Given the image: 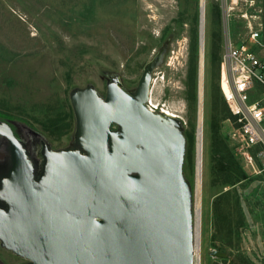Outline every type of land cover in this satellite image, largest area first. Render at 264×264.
<instances>
[{"label": "rangeland", "instance_id": "rangeland-1", "mask_svg": "<svg viewBox=\"0 0 264 264\" xmlns=\"http://www.w3.org/2000/svg\"><path fill=\"white\" fill-rule=\"evenodd\" d=\"M256 1L264 8V0ZM226 3L0 0V120L21 132L38 168L40 148L33 131L44 137L52 149L74 143L76 119L70 101L73 89L92 84L104 96L107 82L116 74L124 88L132 92L145 64L166 46L163 60L152 72L149 99L176 114L183 129L193 136L192 169L186 167L185 175L193 193L195 264H264V177L252 173L232 147L234 142L228 137L233 126L231 118L219 122L220 133L247 177L233 185L212 182L221 181L220 174L213 173L211 123L215 104L218 109L223 107L216 90L218 85L223 96L221 62L225 41L229 33L235 38L245 29V21L239 16V9H245L240 4L229 17L224 9ZM217 17L221 44L214 52L220 56L219 70L210 60ZM193 54L195 100L190 101L188 74ZM200 116L203 162L198 182L196 133ZM3 139L0 169L8 160ZM228 189L230 193L215 204L217 196ZM226 217L238 223L240 219L241 224L230 232ZM213 249L226 255H211ZM27 262L0 243V264Z\"/></svg>", "mask_w": 264, "mask_h": 264}, {"label": "water", "instance_id": "water-1", "mask_svg": "<svg viewBox=\"0 0 264 264\" xmlns=\"http://www.w3.org/2000/svg\"><path fill=\"white\" fill-rule=\"evenodd\" d=\"M162 47L134 91L111 75L106 93L71 91L74 143L27 145L0 120L8 160L0 169V243L27 264H195L186 136L177 116L146 105ZM211 255L225 256L211 250Z\"/></svg>", "mask_w": 264, "mask_h": 264}, {"label": "built area", "instance_id": "built-area-1", "mask_svg": "<svg viewBox=\"0 0 264 264\" xmlns=\"http://www.w3.org/2000/svg\"><path fill=\"white\" fill-rule=\"evenodd\" d=\"M228 2L224 9L229 17L240 4L245 9H239L245 29L235 38L230 33L226 37L221 62V88L233 115L228 137L249 170L264 177V8L256 0ZM224 79L228 90L223 88ZM146 105L167 114L150 99Z\"/></svg>", "mask_w": 264, "mask_h": 264}, {"label": "trees", "instance_id": "trees-1", "mask_svg": "<svg viewBox=\"0 0 264 264\" xmlns=\"http://www.w3.org/2000/svg\"><path fill=\"white\" fill-rule=\"evenodd\" d=\"M215 24L216 28L213 30L212 35H213V52L211 54L210 60L212 63H215L217 65V68L219 70L220 66V56L216 55V52L214 50L218 49L220 44H221V25H220V20L215 18ZM196 47V39H195V33L193 36V45H192V50L195 51ZM196 57L193 54L190 57V66H189V74H188V79L190 82V87H189V94H188V99L190 101L195 100V89H194V80H195V74H196ZM219 75V72H218ZM219 87L217 85V96L222 101L223 107L222 109L216 108L213 109V115H212V123H211V147H212V159L214 160V170L213 173L215 176L217 174H220L221 181L218 179H213V184H216L217 182L219 183H224L228 185H233L236 182L244 179L247 177L240 160L236 157L235 153L227 143V139L223 138L221 133H220V126L219 122L223 119L226 118H231L233 119V115L230 113V109L228 104L225 101V98L219 94ZM75 118V115H74ZM185 136H186V154H185V159H184V164H183V170L185 173L186 167L189 169H192V163H191V146L193 142V136L192 133L187 132L184 130ZM233 147V146H232ZM234 148V147H233ZM186 176V175H185ZM230 190H226L222 194L218 195L217 198L215 199L214 203L216 202L223 196L228 195ZM216 209V208H215ZM227 216H229L227 214ZM228 220V229L231 232L235 228H238L240 223V219H238L239 223L235 221V219H231V217H226Z\"/></svg>", "mask_w": 264, "mask_h": 264}, {"label": "bare ground", "instance_id": "bare-ground-1", "mask_svg": "<svg viewBox=\"0 0 264 264\" xmlns=\"http://www.w3.org/2000/svg\"><path fill=\"white\" fill-rule=\"evenodd\" d=\"M202 23L203 21H201V25ZM200 44L202 47L203 46V29L201 31V43ZM222 85L225 90H228L229 87L225 79L223 80ZM163 111H166L165 113H167L168 115H173V113L167 109H163ZM202 152H203V128H202V122H201V116H200L198 125H197V133H196V177H197L198 182H199V178L201 175L202 162H203Z\"/></svg>", "mask_w": 264, "mask_h": 264}, {"label": "flooded vegetation", "instance_id": "flooded-vegetation-1", "mask_svg": "<svg viewBox=\"0 0 264 264\" xmlns=\"http://www.w3.org/2000/svg\"><path fill=\"white\" fill-rule=\"evenodd\" d=\"M10 124V123H9ZM11 125V124H10ZM11 127H12V129H13V131H14V133H15V135L20 139V140H22L23 142H25V144H26V140L24 139V137L22 136V134H21V132H18V130L17 129H15V128H13V126L11 125ZM3 139V137H1L0 136V139ZM4 140V139H3ZM27 145H28V143H27ZM29 149V148H28Z\"/></svg>", "mask_w": 264, "mask_h": 264}]
</instances>
